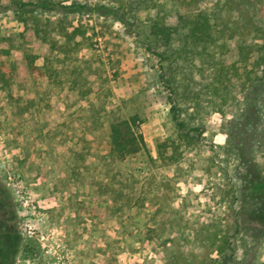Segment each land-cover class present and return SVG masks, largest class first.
I'll list each match as a JSON object with an SVG mask.
<instances>
[{"label": "rangeland", "instance_id": "rangeland-1", "mask_svg": "<svg viewBox=\"0 0 264 264\" xmlns=\"http://www.w3.org/2000/svg\"><path fill=\"white\" fill-rule=\"evenodd\" d=\"M51 1L69 8L37 13L46 30L47 24L53 33L76 30L77 45L67 50L40 44L12 10L0 13V49L9 52L3 58L8 86L0 89V225L9 214L37 249L33 257L3 252V260L187 264V254L193 264H206L212 235L226 230L243 249L242 183L228 151L244 101L234 41L226 32L169 71L148 38L150 15H173L183 6L206 10L216 29L230 25L235 0L228 7L225 0ZM28 54L39 56L37 65L45 55L61 84L26 74ZM232 64L236 73L229 67L214 81L220 65ZM124 119L134 121L146 152L111 163L109 126ZM163 142L177 147L173 160L151 162ZM257 155L263 162L264 151ZM259 252L244 263L264 264V249Z\"/></svg>", "mask_w": 264, "mask_h": 264}, {"label": "trees", "instance_id": "trees-1", "mask_svg": "<svg viewBox=\"0 0 264 264\" xmlns=\"http://www.w3.org/2000/svg\"><path fill=\"white\" fill-rule=\"evenodd\" d=\"M232 1L225 0V7H228ZM185 7H181V11L173 15L170 13L161 16L150 15L148 17L149 43L154 49L159 50L156 55L168 62L169 71H173L176 66L179 67V61H188L196 50H199L197 52L200 54L214 46L226 32L229 33L228 37L234 41L236 59L243 65V73L236 75L242 76L241 91L244 94V101L239 118L240 124L232 125L233 130L228 134V151L233 155L237 165V174L242 183L239 188L238 202L244 228L237 234L241 238L245 237V243L242 244L243 249L240 250V245L229 241L227 230L220 231V234L214 233L208 244L213 255L208 256L206 264H247L243 261L245 256L255 253L253 255L255 257L257 253H260L259 250L264 249V161L261 163L257 161V154L264 151V127L258 129L260 123L264 121V0H235L234 7L237 15L235 21L230 25L225 23L219 29L215 28L206 10L200 8L191 10ZM66 8L69 6H62L51 0L28 2L11 0L10 8L0 2V13L8 9L12 10L23 24L29 27L33 37L50 50H67L71 42L74 45L76 30L53 33L48 28V24L46 30L41 25L37 11L61 12L60 9ZM243 12L250 13L245 22L242 19ZM216 34H219V37L215 36ZM8 54V50L0 49V89L8 86V75L3 62V58ZM252 55H255L252 67L247 69ZM42 57L41 65H37L38 55H26L24 71L28 75L36 74L39 78H45L47 83L60 85L59 81L56 82L57 73L51 65L46 63L45 55ZM229 67L236 73L233 64L228 67L220 65L214 81L218 82L220 77L226 75ZM171 82H173L172 76ZM209 86L212 93L217 94L215 84L212 83ZM171 111L173 121L181 129L182 124L176 119L174 106ZM134 124V121L130 119L117 120L110 124L107 136L109 152L106 157L111 163L124 161L141 152H146L144 140L136 131ZM157 147V157L150 158L151 162L166 163L173 160L177 150L174 143L163 142ZM168 147L171 148L170 155L167 154ZM86 154L88 155L89 152ZM4 191L0 187L1 197ZM4 207L6 208V205ZM2 222L0 225V264H8L1 257L3 252L13 256L21 251L25 256L33 257L37 253L36 245L16 232L9 214H2ZM183 253H185L184 250ZM184 257L188 261L187 264H193L190 256L185 254Z\"/></svg>", "mask_w": 264, "mask_h": 264}]
</instances>
